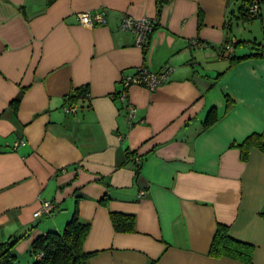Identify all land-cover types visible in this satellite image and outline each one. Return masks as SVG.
Segmentation results:
<instances>
[{"label":"crops","instance_id":"1","mask_svg":"<svg viewBox=\"0 0 264 264\" xmlns=\"http://www.w3.org/2000/svg\"><path fill=\"white\" fill-rule=\"evenodd\" d=\"M243 2L168 0L159 16L157 0H0V244L17 241V264L76 210L87 264H244L208 255L219 225L264 264V152L239 147L264 138V1L249 21ZM83 13L107 24L84 27ZM127 16L158 18L146 53L120 30ZM255 21L263 35L237 36ZM140 67L172 73L128 91L130 126L114 95ZM43 201L58 210L36 219ZM113 213L135 230L116 232Z\"/></svg>","mask_w":264,"mask_h":264},{"label":"trees","instance_id":"2","mask_svg":"<svg viewBox=\"0 0 264 264\" xmlns=\"http://www.w3.org/2000/svg\"><path fill=\"white\" fill-rule=\"evenodd\" d=\"M252 2L253 0H244V4H242L243 15L241 18H244L246 21L254 20L255 16H257V14H249V7ZM166 4L168 5V0H157L159 16ZM157 27L158 24L153 32ZM151 35L146 45L147 48L143 50L144 53L148 50ZM255 50L257 51L255 56L264 58V46L257 45ZM85 91L84 89L82 90L83 93ZM71 101L73 103L76 102V98H72ZM214 115V111L209 113L205 122L206 127H211L216 123L217 118ZM239 147L242 151V159L246 160L250 152L249 150L254 147L264 152V138L261 135L254 134L247 138ZM78 218V211L76 210L64 231H62L63 233L50 232L36 238L31 250L32 256L35 258L32 264H87V261L94 256L92 253L84 251V242L88 237L90 227L82 224ZM110 218L116 232L127 233L135 230V219L132 216L127 217V215L113 213ZM212 238L210 249H208L210 257L214 259L228 258L244 264H252L251 259H253L254 255V246L231 237L226 225H219ZM16 243L17 241H9L0 244V264H15L17 262V258L13 254Z\"/></svg>","mask_w":264,"mask_h":264},{"label":"built area","instance_id":"3","mask_svg":"<svg viewBox=\"0 0 264 264\" xmlns=\"http://www.w3.org/2000/svg\"><path fill=\"white\" fill-rule=\"evenodd\" d=\"M260 0H253L252 4L249 7V14L256 15L260 11L261 7ZM158 19L151 18H142V19H134L129 16L124 17L122 21H120V30L124 32H128L133 34L134 36V46L140 49H146L147 44L149 42V37L153 32L154 28L158 24ZM78 24L84 25V27L94 28L95 25H106L107 20L105 19L104 14H90L83 13L77 16ZM232 43V42H231ZM233 46V43H232ZM231 50V45L226 47V51L229 53ZM172 69L163 68L159 73H154L148 68L140 67L136 69L134 73L123 75L120 80L121 88L117 94L114 95V98L117 99L121 104L122 108L126 113V120L130 126L135 124L136 119V107H133L129 103L128 99V91L132 87H141L145 88L150 92L155 91L158 87L165 84L169 81L171 77ZM70 101V100H69ZM76 106L73 104H68L64 107V111L67 114L75 113ZM25 145L24 141H20L14 144L12 149H16L19 146ZM137 162L139 159L137 158ZM58 210L57 204L52 201H43L41 203V208L34 214L36 219L43 218L44 216L50 217Z\"/></svg>","mask_w":264,"mask_h":264},{"label":"rangeland","instance_id":"4","mask_svg":"<svg viewBox=\"0 0 264 264\" xmlns=\"http://www.w3.org/2000/svg\"><path fill=\"white\" fill-rule=\"evenodd\" d=\"M262 11L264 13V7ZM261 28H262V23L259 21H255V23L253 24H248V25L240 26L236 28L235 33L237 34L239 38H249V36L250 37L260 36V35H263V30Z\"/></svg>","mask_w":264,"mask_h":264}]
</instances>
